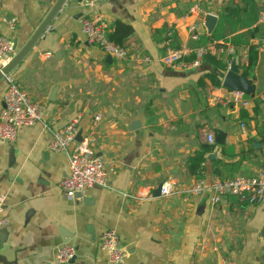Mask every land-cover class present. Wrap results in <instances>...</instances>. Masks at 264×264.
<instances>
[{"label": "crops", "instance_id": "0c3cea01", "mask_svg": "<svg viewBox=\"0 0 264 264\" xmlns=\"http://www.w3.org/2000/svg\"><path fill=\"white\" fill-rule=\"evenodd\" d=\"M55 1L0 0V33L16 40L12 58ZM196 4L201 12L189 13ZM95 13L109 26L118 19L133 27L123 42L126 58L107 63L106 54L88 43L80 18ZM220 13V37L213 43L224 48L216 52L227 64L224 71L202 59L188 67L166 61L174 51L165 40L170 30L186 55L199 36L212 34ZM206 14L217 17L211 33ZM3 16L16 18L12 28ZM164 26L168 30L160 32ZM263 39L257 0L68 2L8 71L44 112L41 121L22 126L13 142L0 141V202L8 221L0 228V264H114L99 247L107 228L118 232L126 250L120 264H222L225 258L264 264V199L248 204L225 195L212 204L209 190L188 192L197 177L206 186L216 177L264 176ZM232 61L252 80L253 94L243 93L247 106L232 101L233 92L222 85ZM5 87L1 77L0 108ZM75 119L104 162L108 186L68 198L59 185L68 173L66 154L48 145L52 131ZM218 130L226 134L224 143L210 144L207 135ZM207 144L215 145L214 152L206 154L201 173H190L189 158ZM212 159L221 161L220 177L212 172ZM164 184L171 193L156 195ZM62 244L76 253L57 263Z\"/></svg>", "mask_w": 264, "mask_h": 264}, {"label": "built area", "instance_id": "2783aa9c", "mask_svg": "<svg viewBox=\"0 0 264 264\" xmlns=\"http://www.w3.org/2000/svg\"><path fill=\"white\" fill-rule=\"evenodd\" d=\"M264 19V0H257ZM189 13L201 12L199 5H193L188 9ZM1 21L12 28L15 24V17L3 16ZM81 31L85 35L88 43L100 48L104 54L110 55L112 58H126V50L115 44L108 38L109 24L102 13L86 15L80 18ZM193 38L197 37L195 26L189 27ZM172 33V30L169 31ZM264 45V39L262 40ZM227 52L232 53L233 49L228 47ZM219 52H224V48L220 47ZM205 53L204 48H197L196 57L189 63L176 61L183 54V50H174L166 58L170 64H176L182 67L194 66L202 59ZM14 54L13 43L11 39L0 33V71L11 60ZM50 56V52H46ZM6 82L3 92V106L0 108V141L13 142L22 126L30 125L34 122L41 121L44 112V106L41 102L33 100L29 94L24 91L16 82L14 76L9 72L3 73L2 76ZM231 100L237 102L241 106H247L249 101L243 97L241 92H233ZM95 120L100 119V115H95ZM47 128L48 126L44 124ZM78 129V120H71L63 127L52 131V137L49 142V149L52 151H60L66 154L68 163V173L60 181L59 185L68 198H73L84 190L99 186L107 187L106 170L103 160L96 155L89 145V139L84 138L81 142H76L75 136ZM210 144H214L215 137L212 133L207 135ZM74 143L72 147L71 144ZM262 157L264 159V144L261 148ZM202 171V170H201ZM201 171L198 172L201 173ZM197 174V175H198ZM211 192V203L216 204L225 195H233L241 202L248 204H259L264 199V176H245L237 174L228 179L214 178L208 185L204 186L200 177H197L188 192L198 196L202 191ZM171 188L162 185L161 194L168 195ZM4 207L0 202V228L6 226L7 218L3 214ZM99 247L108 257V261L114 264H120L125 256L126 250L122 247L121 239L118 232L114 228H107L99 235ZM75 247L71 244H62L57 247L55 254V262L66 263L75 256ZM40 264H53L42 262ZM222 264H236L232 259L225 258Z\"/></svg>", "mask_w": 264, "mask_h": 264}, {"label": "trees", "instance_id": "16d2710c", "mask_svg": "<svg viewBox=\"0 0 264 264\" xmlns=\"http://www.w3.org/2000/svg\"><path fill=\"white\" fill-rule=\"evenodd\" d=\"M227 7L224 9L226 10ZM224 15L223 13L219 14V23L216 27V29L212 32L211 35H201L197 38L195 44L191 46V51L188 54L181 55L180 58L176 61V63L183 62V63H189L193 61L196 57V54L194 52V49L197 47H203L205 49V53L202 55V60L209 62L215 69L221 71H224L227 67L226 62H224L221 58H219L216 54L218 48L221 46V44H214V40L218 39L220 37L221 32V21H223ZM166 29L168 30L167 26H164L163 29L160 32H165ZM133 27L130 24L124 23L120 20H114L112 24L109 27L108 32V38L112 40L115 44L124 47L123 42L126 37H128L133 32ZM170 40L168 43L170 47H172L174 50H178L180 45L177 41V35L176 33H171L168 35V37L165 38V40ZM164 41V40H163ZM234 43H236L234 41ZM246 75L247 73L244 72ZM217 84H220V80H215ZM215 149V145H203L200 150H198L192 157L189 158L188 161V170L192 174H198L199 171H201V164L205 163L208 160V156L206 154L213 153ZM222 151L224 149L222 148ZM218 164H221V161L217 159L211 160V169L212 172L220 177L219 170H218ZM224 179V178H220Z\"/></svg>", "mask_w": 264, "mask_h": 264}, {"label": "water", "instance_id": "95a60500", "mask_svg": "<svg viewBox=\"0 0 264 264\" xmlns=\"http://www.w3.org/2000/svg\"><path fill=\"white\" fill-rule=\"evenodd\" d=\"M73 1L75 3H83L91 0H56L51 8L48 10L47 14L36 28L34 33L31 35L26 44L16 52L15 56L3 67L0 71V78L3 73H7L21 58H23L28 51L32 48L34 43L46 32V29L51 25L52 21L59 15V13L65 8L68 2ZM217 22V17L212 14H206L204 18V24L207 27L208 33H211ZM16 40L13 41V50H16ZM112 57L106 55V62L111 63ZM222 85L230 92H241L246 95L253 94L254 86L252 80L247 78L245 75L241 74L236 66L235 61H232L226 74L224 75ZM138 122L133 123V127H136ZM81 130H78L75 136V140L81 142L83 140L81 136ZM225 132L218 130L215 136V143L223 144L225 139ZM10 163L14 161L13 148H9ZM212 157V156H210ZM161 185H159L155 194L159 195L161 192Z\"/></svg>", "mask_w": 264, "mask_h": 264}, {"label": "rangeland", "instance_id": "374dc122", "mask_svg": "<svg viewBox=\"0 0 264 264\" xmlns=\"http://www.w3.org/2000/svg\"><path fill=\"white\" fill-rule=\"evenodd\" d=\"M18 85H19V83H18ZM20 86V85H19ZM21 87V86H20ZM22 88V87H21Z\"/></svg>", "mask_w": 264, "mask_h": 264}]
</instances>
